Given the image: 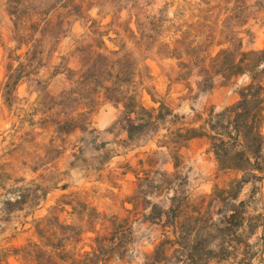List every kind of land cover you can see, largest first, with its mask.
I'll return each mask as SVG.
<instances>
[{
  "label": "rangeland",
  "instance_id": "rangeland-1",
  "mask_svg": "<svg viewBox=\"0 0 264 264\" xmlns=\"http://www.w3.org/2000/svg\"><path fill=\"white\" fill-rule=\"evenodd\" d=\"M223 50L264 52V0H0V264H190L197 232L233 243L201 264H264V171L242 227L219 214L242 175L207 122L249 83L206 74ZM141 108L165 117L129 140ZM154 204L174 211L147 221ZM171 224L195 226L186 246Z\"/></svg>",
  "mask_w": 264,
  "mask_h": 264
},
{
  "label": "trees",
  "instance_id": "trees-1",
  "mask_svg": "<svg viewBox=\"0 0 264 264\" xmlns=\"http://www.w3.org/2000/svg\"><path fill=\"white\" fill-rule=\"evenodd\" d=\"M263 64V51L223 50L214 59L212 58L210 66L204 68L207 75L211 73L213 76L214 69V74L223 78L232 79L240 75H246L249 78V83L240 90V99L218 114L212 111L207 122L210 130L211 151L216 158L219 172L234 171L242 175L241 179L234 180L227 189L221 190L224 196L219 197L223 205L219 214L224 220L228 219L225 223L226 227L232 226V222L236 220L234 214L228 216L230 210L240 212V222L237 227L243 226L246 203L240 200V194L246 183L258 177L257 173L264 171L260 167L264 156V133L262 131L264 127V85L261 80L264 75ZM210 69L212 70L210 71ZM206 74L199 85L202 93L212 90L214 85L213 80L206 78ZM21 77L22 72H19L15 77L14 84H17ZM141 109L147 113V118L145 120L139 119L138 123H128L126 132L129 140H134L137 136L142 135L155 120H161L165 117L161 110L155 114L145 108ZM134 112L136 111L133 110L132 113ZM196 136L198 135L192 137ZM187 139L189 136L186 134ZM158 208L157 204L152 206L147 221L154 222L163 215L166 216L174 211L173 208H170L168 212L161 211V209L158 211ZM198 218L199 216L192 218L195 224H197ZM164 229H170L174 235L175 244L184 247L190 241L195 226L187 232H183L184 229L180 232L177 224L164 225ZM199 231L205 230L201 228ZM195 236L197 237L192 241L194 246L189 256L190 264H201L203 261L207 263L211 259L218 258L215 255H222L225 250L233 249L232 242L219 240L217 252L212 251L208 248L211 240L206 238L204 234L198 236V232ZM167 241L169 240H163L156 247L153 257L158 253H165L163 248ZM114 254L115 252H112L111 255ZM227 257V254H223L222 259ZM155 260L157 264L161 263V260ZM94 264H103V261L99 259Z\"/></svg>",
  "mask_w": 264,
  "mask_h": 264
},
{
  "label": "crops",
  "instance_id": "crops-1",
  "mask_svg": "<svg viewBox=\"0 0 264 264\" xmlns=\"http://www.w3.org/2000/svg\"><path fill=\"white\" fill-rule=\"evenodd\" d=\"M16 72H17V70H16ZM7 75H8V77L9 78H13L14 77V80H15V77H16V74L14 75V76H11L10 74H5V82H6V80H7ZM7 83V82H6ZM7 84H5V86H6ZM19 86V85H18ZM3 100H4V96H3V92H0V107L2 108V109H4L5 108V105H4V102H3ZM6 125L8 124V122H6L5 123Z\"/></svg>",
  "mask_w": 264,
  "mask_h": 264
}]
</instances>
